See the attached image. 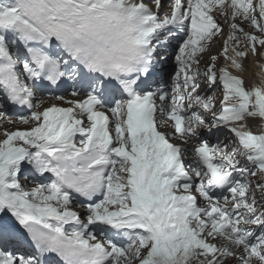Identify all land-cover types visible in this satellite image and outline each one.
Returning <instances> with one entry per match:
<instances>
[{"label": "snow or ice", "instance_id": "1", "mask_svg": "<svg viewBox=\"0 0 264 264\" xmlns=\"http://www.w3.org/2000/svg\"><path fill=\"white\" fill-rule=\"evenodd\" d=\"M10 116L0 264H264V0H0Z\"/></svg>", "mask_w": 264, "mask_h": 264}, {"label": "bare ground", "instance_id": "2", "mask_svg": "<svg viewBox=\"0 0 264 264\" xmlns=\"http://www.w3.org/2000/svg\"><path fill=\"white\" fill-rule=\"evenodd\" d=\"M221 44H222V41H221ZM247 78H248V80L250 81L251 80V77H252V72H251V68H249V71L247 72ZM11 121H12V119L11 120H8V121H5L7 124H9V125H12V126H15L13 123H11ZM21 127H23V126H21ZM0 139H2V137H0ZM78 211H81V209L79 208V209H77Z\"/></svg>", "mask_w": 264, "mask_h": 264}, {"label": "rangeland", "instance_id": "3", "mask_svg": "<svg viewBox=\"0 0 264 264\" xmlns=\"http://www.w3.org/2000/svg\"><path fill=\"white\" fill-rule=\"evenodd\" d=\"M12 126V125H11Z\"/></svg>", "mask_w": 264, "mask_h": 264}]
</instances>
